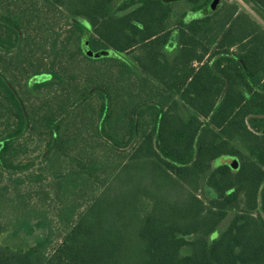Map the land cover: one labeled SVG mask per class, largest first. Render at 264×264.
Returning <instances> with one entry per match:
<instances>
[{"label": "trees", "instance_id": "1", "mask_svg": "<svg viewBox=\"0 0 264 264\" xmlns=\"http://www.w3.org/2000/svg\"><path fill=\"white\" fill-rule=\"evenodd\" d=\"M180 1L0 0V264H264V0Z\"/></svg>", "mask_w": 264, "mask_h": 264}, {"label": "rangeland", "instance_id": "2", "mask_svg": "<svg viewBox=\"0 0 264 264\" xmlns=\"http://www.w3.org/2000/svg\"><path fill=\"white\" fill-rule=\"evenodd\" d=\"M185 3L183 2V0L182 1H180L179 3H177V5H176V9L178 10V11H181L182 9H184V7H185ZM245 7L248 9V10H250L249 9V6H246L245 5ZM251 11V10H250ZM252 12V11H251ZM253 13V12H252ZM195 14H197V13H195ZM192 15V14H191ZM253 15L257 18V19H259L261 22H262V24L264 25V22L256 15V14H254L253 13ZM193 16V15H192ZM90 62H91V60H90ZM92 62H94V61H92ZM45 79H48V76L47 75H44V74H41V75H36V76H33L32 78H31V81H41V80H45ZM232 159H230V158H224V159H221L220 160V162H227V163H229L230 161H231ZM33 198H35V201L37 200V197H33ZM42 202V201H41ZM55 205H54V203L51 201V200H45V202L42 204V207H44V209H46V210H48V214L49 215H52V213H53V211L55 210V207H54ZM224 225V224H223ZM222 226V225H221Z\"/></svg>", "mask_w": 264, "mask_h": 264}, {"label": "water", "instance_id": "3", "mask_svg": "<svg viewBox=\"0 0 264 264\" xmlns=\"http://www.w3.org/2000/svg\"><path fill=\"white\" fill-rule=\"evenodd\" d=\"M219 2V0H212L211 1V3H210V5H209V7H210V9H213V8H215V6L217 5V3ZM87 53L89 54V55H94V56H100V55H106L107 54V51H103V50H101V51H98V52H92V51H87ZM229 164H230V166L233 168V169H235V168H237V166H238V161H237V159H232L230 162H229Z\"/></svg>", "mask_w": 264, "mask_h": 264}, {"label": "crops", "instance_id": "4", "mask_svg": "<svg viewBox=\"0 0 264 264\" xmlns=\"http://www.w3.org/2000/svg\"><path fill=\"white\" fill-rule=\"evenodd\" d=\"M192 15H193V16H198L199 14H198V13H197V14L192 13ZM192 15H191V16H192ZM258 20H259V19H258ZM259 21H260V20H259ZM260 22H261V21H260ZM261 23H262V22H261Z\"/></svg>", "mask_w": 264, "mask_h": 264}]
</instances>
